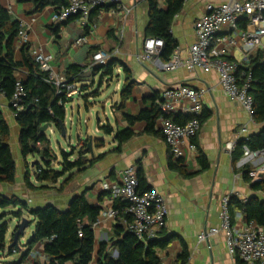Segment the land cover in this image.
I'll list each match as a JSON object with an SVG mask.
<instances>
[{
	"label": "crops",
	"instance_id": "0c3cea01",
	"mask_svg": "<svg viewBox=\"0 0 264 264\" xmlns=\"http://www.w3.org/2000/svg\"><path fill=\"white\" fill-rule=\"evenodd\" d=\"M160 2L163 6V1ZM224 2L225 0H199L184 5L183 11L175 18L172 27L173 36L183 51L184 57H187L190 46L196 42L194 23L205 14L206 5H220ZM0 4L10 13L13 21H18L25 27L33 50L53 55L51 65L58 77L66 78V72L71 66L89 65V68L84 71L83 82L78 83L86 90L82 97L72 100L70 104L77 109L79 126L82 122L81 113L84 111L88 116L95 115L97 119V126L94 127L90 123V118L85 120L86 129L79 133L76 145L87 140L93 141L94 155L92 156L89 152L85 156L88 161H93V164L86 171L78 173L75 170L68 173L57 185L51 186L53 190L48 191L38 190L40 184L36 178L35 181L31 178L30 183L35 189H29L25 183L27 161L25 163L23 160L24 168L20 182L17 171V182L14 186L0 185L3 186V196L17 197L33 209L54 206L60 211H66L75 197L85 194L90 205L97 206L101 210L112 209L115 208L117 200H113L110 192L103 190V184L105 182L119 184L121 172L127 168H134L145 178L148 189L157 191L166 199L167 223L160 238L174 236L175 240L166 251L160 253L162 264H180L182 242L187 245L190 253L188 264H239L238 260L228 252L225 233L213 236L204 243H200L199 237L205 231L220 227V211L226 197L234 196L241 201L257 197L264 202V195L254 193L250 185L244 182L243 176L235 168L232 155L226 150L227 143L233 140L234 135L242 127L247 126L249 136H252L261 132L264 125L256 124L240 105L225 96L217 74H206L200 71L191 73L185 69L168 72L164 69L166 63L160 57H155L151 63H144L141 60L144 41L147 38L145 31L149 24V8L144 0H121L122 6L131 10V13L126 16L117 15L112 9L99 11L95 18L97 25L90 32H86L76 19H72L60 25L56 36L52 32V29L57 28L52 24V18L57 12L56 8L48 7L42 12L35 13L32 0H0ZM81 36L87 37V43L83 47L76 48L74 42ZM14 46L15 61L22 63L23 48L17 47L16 41ZM98 50L108 54L119 51L117 58L130 69L133 75L136 86L123 108H121L123 104L121 94L125 76L121 74H117L120 76V83L113 96L102 101L104 94L100 84L98 97H89L90 93L97 90L95 80L97 78L100 80V75L94 76L90 67L92 56ZM261 51H264V48ZM230 58L242 61L243 55L238 51H232ZM27 75V68L22 67L17 72L16 78L26 80ZM113 79L114 77L104 80V85L108 89V85L116 83V80L112 82ZM181 85L207 90L204 115L209 118L203 123L199 135L194 140L196 151L189 153L184 166L189 174L199 172L198 146L209 159L211 167L207 172L194 177H184L170 168L171 154L161 133V118L156 124V131L160 132L158 135L147 134V125L144 122L130 127L125 119L126 115L139 116L151 110L155 104L160 106L163 93L167 89ZM155 96L159 97L156 102L152 100ZM107 107H110L112 122L101 118L99 110H102L107 117ZM0 110L10 124L11 131L15 133L16 147L21 156L19 127L8 102L1 93ZM174 116H180L186 120L189 118L183 112ZM69 123L73 124V121L67 112L65 123L67 136ZM106 125H111L114 129L112 136L105 135L101 130V127ZM128 128L136 135L118 152L116 151L119 146L115 141L116 133ZM49 131L52 135L59 134L56 127ZM97 141H103L104 147L97 148L95 146ZM103 155L105 156L99 159ZM68 179H71L70 183L59 191ZM5 187L8 189L5 190ZM26 219L34 220L29 215ZM15 221L14 223L18 224ZM117 224V221H108L96 231V253L92 264H98L100 247L114 237V227ZM244 224L241 214L236 213V228L241 230ZM13 232L9 227L8 241L11 240ZM22 241L28 242L26 236ZM113 244V242L108 244L107 252L115 258L117 251ZM26 250V248L22 249L20 253H25ZM21 255L12 256L11 262L18 261ZM29 261L32 260L29 259ZM0 264L10 263L0 260Z\"/></svg>",
	"mask_w": 264,
	"mask_h": 264
},
{
	"label": "trees",
	"instance_id": "16d2710c",
	"mask_svg": "<svg viewBox=\"0 0 264 264\" xmlns=\"http://www.w3.org/2000/svg\"><path fill=\"white\" fill-rule=\"evenodd\" d=\"M23 1V0H21ZM34 2V12L39 13L48 7L56 8L57 12L68 5L69 0H32ZM149 8V24L146 28V39L155 38L164 42L165 46L160 54L163 62L167 63L176 48L179 47L177 40L172 33L173 23L184 8L185 0H144ZM111 9L109 7L106 8ZM101 10H95L92 13L90 23L85 28L86 32H90L96 25V15ZM72 20V19H71ZM70 21V20H69ZM52 29L54 36L59 33L60 25ZM22 25L18 21H13L10 13L0 4V93L5 97L10 105L15 93L16 75L20 68L25 67L28 70L27 79L24 80V88L26 97L23 99L21 106L23 110L18 112L13 106H9L10 111L15 114L16 123L19 127V147L23 160L27 161L29 157L38 158L35 163V178L40 184L38 190H53L51 186H55L68 173L75 170L82 173L93 164L85 157L89 154V140L80 143L78 148H72L71 152H61L62 161L59 162L58 157L54 154L51 143L46 134L41 133V128L47 124H53L60 134V124L66 123L67 112L64 106L60 105L61 97L58 94L57 87L48 82V74L42 73L39 65L34 61L31 55L30 46L22 49L23 62L15 61V40L21 31ZM242 28H246V23L242 24ZM100 51V50H98ZM97 52V51H96ZM89 65L71 66L66 72V79L70 84H78L83 82L84 71ZM117 68L123 70L125 83L122 88L121 108L132 94L136 82L130 69L122 63L118 58L111 59L103 66L93 67L94 76L100 75V84L105 79H111L115 75ZM250 68L252 71V90L251 95L254 99L255 113L253 120L256 124L264 125V51L258 52L251 60ZM91 88V86H89ZM82 92L86 89L81 88ZM99 95V88L90 93V98H96ZM154 102L159 100L158 96L152 99ZM173 118V120L184 125L187 120L180 116H172L164 112L159 105H154L151 110L141 113L139 116L126 115L125 119L129 126L132 127L137 123H146V133L158 135L156 124L160 118ZM209 117L203 115L204 123ZM103 133L107 136L114 134L111 125L101 127ZM61 135V134H60ZM135 133L130 129L118 131L115 141L118 143L116 151H120L121 147L129 142ZM12 131L6 121L2 111L0 110V185L14 186L17 182V163L11 149ZM95 146L103 148L104 142L97 141ZM247 146L251 151L264 150V128L258 134L252 135L249 141H240L236 151L232 155L234 164L242 157V148ZM198 158L197 162L200 167L199 172L189 174L182 160L174 161L171 156L170 168L179 172L184 177H194L207 172L210 167V161L204 152L197 146ZM76 156V159L73 158ZM105 155L100 156L99 159ZM58 162L60 170L55 169ZM27 166V175L25 178L26 186L29 189H35L30 183L31 173L29 164ZM250 167L243 173L244 182L250 185L254 193L264 195V181L253 183L248 172ZM141 190L148 191L145 178L138 172ZM68 179L61 187V191L70 183ZM126 203L118 200L115 209L119 211L117 225L114 227V237L106 244L100 247L98 253V264H162L160 253L166 251L172 242L174 236L158 238L147 244L140 241L135 235L127 232L126 226L131 218L124 213ZM0 209L7 211L14 209L11 213L0 215V253H6L14 256L20 253L19 245L24 237H20L17 245H14V237L18 231L15 228L12 238L8 241L9 224L5 221L6 217L12 216L21 222L24 215H29L34 220L29 221V226L36 224L35 236L31 238L18 261L10 264H92L96 253V232L92 228V224L97 220L101 209L92 206L86 199L85 194L75 197L68 210L60 211L54 206H46L44 208L33 209L29 205L17 197H6L0 195ZM230 213L232 223L235 225V214H241L245 223L251 221L257 222L264 226V202L257 197H251L246 201H241L237 197L230 198ZM82 234V236L80 235ZM163 233V231H162ZM161 233V234H162ZM113 242L115 250L118 252V258H114L112 254L107 252V246ZM43 244V253L48 259V263L42 262L39 258L29 261V255L36 245ZM182 254L180 264H188L190 253L187 245L182 242ZM239 264H242L238 261Z\"/></svg>",
	"mask_w": 264,
	"mask_h": 264
},
{
	"label": "built area",
	"instance_id": "2783aa9c",
	"mask_svg": "<svg viewBox=\"0 0 264 264\" xmlns=\"http://www.w3.org/2000/svg\"><path fill=\"white\" fill-rule=\"evenodd\" d=\"M194 1L199 0H185V4ZM107 7L117 15L126 16L131 13V10L122 6L121 0H69L66 7L55 13L52 24L58 26L76 19L83 28H86L92 13ZM243 23H246L245 29L242 28ZM194 32L196 42L190 46L187 57H184L180 47L176 48L170 60L164 65L165 71L185 69L191 73L200 71L217 74L225 96L240 105L254 121L255 105L251 95L253 79L250 64L253 57L264 48V0H225L220 5L207 4L205 14L194 23ZM15 41L19 48L30 46L25 27L22 26ZM86 43L87 37L81 36L75 40L74 46L80 48ZM164 46L160 39H146L141 60L144 63H151L155 57L160 56ZM232 51L240 52L243 60L231 59ZM118 54L119 51L114 54L98 51L92 56L90 67L103 66L111 57L117 58ZM31 55L41 72L48 74V82L57 87L61 97L59 104L66 110L72 100L82 97L83 92L78 84H70L66 78L61 79L56 75L51 65L54 59L52 54L38 53L31 48ZM23 83L22 78H17L13 100L9 105L18 112L23 110L21 103L26 97ZM206 94V89L181 85L167 89L161 97L160 108L164 112L172 116L183 112L189 116L184 125L176 123L172 117L160 119L164 142L174 160H182L184 163L189 153L196 151L194 140L203 126ZM249 138V130L244 126L234 135L233 140L227 143L226 150L233 155L238 143L247 142ZM242 153V157L235 164L236 170L243 175L250 167L248 175L253 183L264 181V150L251 151L247 146H243ZM102 188L111 193L113 200H122L126 203L124 213L131 218L126 226L127 232L145 244L160 237L167 223L166 199L155 190L143 192L134 168H127L121 172L119 184L105 182ZM230 198L226 197L222 202L220 227L203 232L199 237L200 243L225 233L228 252L233 258L243 264H264V226L251 221L238 230L232 223ZM119 214L115 208L101 210L97 220L92 224L93 230L96 232L108 221L116 222ZM80 235L82 236L81 233ZM19 248L21 251V243ZM37 258L42 262H49L43 253V244L36 245L29 255L30 260Z\"/></svg>",
	"mask_w": 264,
	"mask_h": 264
},
{
	"label": "rangeland",
	"instance_id": "374dc122",
	"mask_svg": "<svg viewBox=\"0 0 264 264\" xmlns=\"http://www.w3.org/2000/svg\"><path fill=\"white\" fill-rule=\"evenodd\" d=\"M115 74L116 75H114V79L112 80V82L114 80H116V83L111 85V86L108 85L109 89L106 87V85H104L105 82H103V84H102V88L101 89L103 90V94H104L103 97L101 98L102 101H105L107 97L114 95V91H115L117 85L120 83V81H119L120 76L117 75V74H121V76H124L123 71L120 68L116 69ZM99 85H100V80H99V78H97L95 80V86H96L97 89L99 88ZM97 100H98V98H97ZM97 102H99V101H97ZM106 111H107V117L104 116L102 110H99V112L101 113V118L103 120H105V121L108 119L109 121L112 122V116L110 114V112H111L110 107L109 108L107 107ZM67 112H68L69 117L73 121V124L69 123L67 139H63L61 137V135H59V134L52 135L50 133V131H48L46 133V136H47L48 140L51 143V148H52L54 154L58 157L59 162L62 161L61 152H63V151L71 152L72 148H78L79 145L78 146H76V145L78 144L79 133L83 132V130L86 129L85 120L87 118H90V123H91L92 127L97 126L96 116L95 115L94 116H88L85 111L81 113L82 114V122H81V125L79 126V123H78V120H77L78 119V112H77L76 107L73 104H70V103L68 104ZM71 142H72V144H71ZM11 149H12L13 155H14L16 163H17V171H18L19 182H20V178L22 177L21 173H22V170L24 168V166H23L24 164H23L22 156H20V153L18 154V150H17V147H16V141H15V133L14 132H12ZM73 159H76V158H73ZM37 161H39V159L35 158V157H29L27 159V163L29 164V167H30L29 169H30V172H31L32 181H35V173L36 172H35V169H34V167H35L34 165H35V163ZM55 169L60 170L58 162L55 164ZM4 189L7 190L8 188L5 187ZM0 195H3V186H0ZM14 211H16V210L9 209L7 211H3V209H0V215H3L4 213H11V212H14ZM26 217H27V215H24L23 219H26ZM27 220L29 221V219H27ZM5 221L9 224V227L11 228L12 231H14L15 228L17 227V225L19 224L18 220H16L18 222V224L14 223L15 220L12 218V216L6 217ZM21 222H22V220H21ZM35 226H36V224L34 223L33 225H31L27 229L26 234H25V236L27 238V241H29L32 238V232L35 229ZM25 244H27V243H24L23 241H21L22 249H25V246H26ZM19 254H22V253H19ZM3 256H4V258H3ZM11 258H12V256H10L8 254V252H6L4 254L0 253V260L1 261H4L6 263H11Z\"/></svg>",
	"mask_w": 264,
	"mask_h": 264
},
{
	"label": "water",
	"instance_id": "95a60500",
	"mask_svg": "<svg viewBox=\"0 0 264 264\" xmlns=\"http://www.w3.org/2000/svg\"><path fill=\"white\" fill-rule=\"evenodd\" d=\"M99 121V118H98ZM55 127L53 124H47L41 128V133L45 135L50 129ZM60 134L63 139H67V127L65 123L60 124ZM89 152L93 156L94 155V150H93V141H89ZM71 204V203H70ZM18 231L15 234L14 237V245H17L19 242L20 237H25L27 229L30 227L29 226V221L27 219H23L21 223L17 225ZM35 236V233H32V238ZM119 254L118 252L116 253L115 258H118Z\"/></svg>",
	"mask_w": 264,
	"mask_h": 264
}]
</instances>
